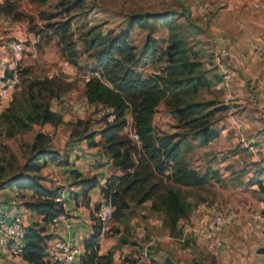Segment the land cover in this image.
Instances as JSON below:
<instances>
[{"label": "rangeland", "instance_id": "rangeland-1", "mask_svg": "<svg viewBox=\"0 0 264 264\" xmlns=\"http://www.w3.org/2000/svg\"><path fill=\"white\" fill-rule=\"evenodd\" d=\"M228 5L239 4L235 0H46L45 3L0 0V32L8 34L10 40L23 43V51L14 58V68L19 71L21 80L4 100L7 103L3 109L13 99L25 101L28 85L36 79L46 81L47 87H51L53 94L46 101L50 109L62 117V122L56 125L33 123L26 132L3 141L6 150L0 149V165L4 167L3 175L0 174L1 187L6 185L8 177L20 173L24 163L33 156L31 146L37 133L45 135L41 145L55 151L59 149L64 161H67L66 152L76 149L83 154L87 151L68 146V140L82 141L77 121L81 122L79 129L87 126L89 130L100 132L104 126L106 116L101 113V105L87 101L84 83L90 77L101 76L95 63L100 54L107 53L112 40L125 37L138 55L147 37L151 36L155 54L141 57L134 69L143 78L165 77L164 53L171 33H175L184 42L187 58L198 63V73L204 79V86L192 99L199 107L188 118L191 122L178 121L167 95L158 102L151 118L155 139L159 142L168 135L180 148L179 163L173 165L160 158L157 165L147 168L144 183L127 189L119 183L123 171L113 168L111 161L108 178L100 192L101 201H109L115 215L103 229L92 213V232L99 228L102 238L134 246L137 257L150 258L166 250L176 253L180 244L203 248L199 254L210 255L204 248V239L196 236L193 229L201 228L212 213L230 209L235 217L229 227L236 219L245 224L247 214L255 220L252 216L255 212H264L253 210L259 197L257 189L264 177V165L248 150L247 136L243 135L242 141L235 133L236 127L229 128L231 124L225 122L227 107L222 91L216 88L221 78L215 66H207L214 58L212 50L217 46L218 37L223 35L219 30L227 29L228 17L235 19L232 12L236 11H226ZM153 13H172L176 18L172 32L164 23L150 20ZM219 16L225 19L224 26L219 24ZM65 21L70 24L71 54L61 52V47L66 46L59 45L52 32ZM256 39H252L251 44ZM67 54L69 57L65 56ZM9 56L12 58L10 51ZM102 80L109 84L106 79ZM43 94L46 95V91ZM128 124L134 127L131 108L126 111L124 128ZM224 127L226 133L221 134ZM124 128L121 136L137 161L139 143L130 139ZM95 139L97 145L87 148L91 154L100 155L103 153L102 140L99 136ZM47 161L55 163L53 165L64 163L63 160ZM46 163L40 171L42 184L63 197L65 209L71 200L75 204L85 203L86 190L75 185V178L62 182L59 172L44 169ZM102 163L99 156L93 165ZM194 177L202 179L201 183L187 184ZM5 192L1 191L0 195ZM25 196L29 194L14 193L13 205L20 206ZM234 238L244 239L238 233ZM171 243L173 249H166Z\"/></svg>", "mask_w": 264, "mask_h": 264}, {"label": "trees", "instance_id": "trees-1", "mask_svg": "<svg viewBox=\"0 0 264 264\" xmlns=\"http://www.w3.org/2000/svg\"><path fill=\"white\" fill-rule=\"evenodd\" d=\"M36 1L46 2V0ZM149 18L164 23L171 32L176 23L172 13H153ZM69 27V22L65 21L52 29L58 38L59 45L64 43L66 46L61 47V52L64 54L66 51H69V54L73 52V45L68 40ZM152 42V37L148 36L138 55L125 37L114 39L109 43L107 53L100 54L95 63L101 76L90 77L85 81L84 95L90 104L109 107L115 118L112 122L105 121L100 132L89 130L87 126L79 129L81 122H76L78 134L88 147L96 146L95 138L100 137L102 151L112 161V167L123 171L119 179L120 186L127 189L144 183L148 176L147 168L157 165L158 159L161 158L173 165L179 163L180 148L172 143V138L166 135L158 142L153 136L151 118L158 102L167 95L171 111L178 121L188 124L191 122L188 118L199 107V103L192 99L197 95L199 88L204 86V79L198 73V63L187 58L184 42L175 33H171L164 53L166 76L143 78L137 73L134 67L139 63V59L155 54ZM65 56L69 57L68 54ZM9 75L10 72L7 71L6 76ZM103 78L109 84L104 83ZM45 82L36 79L31 81L25 101L19 102L13 99L0 112V149L2 151L6 150L3 143L5 139L26 132L33 123L56 125L62 122L61 115L52 111L46 101L52 96L53 90L47 87ZM44 91L46 95L43 94ZM226 107L228 110V105ZM129 108L133 116V129L139 137L140 153L137 161L133 159V153L126 139L121 136L125 126V114ZM44 140L43 133L35 135L31 146L33 156L24 163L20 173L8 177L4 187L0 185V192L13 190L16 195L19 192L25 195L28 193L29 196L21 200V206L41 217V224L37 223L27 228L21 252V257L32 264H44L45 246L52 237L46 231V223L64 212L62 206L56 201V198L62 196L42 184L40 176L42 167L48 159L57 161L59 158L58 151L41 145ZM0 158H2L1 155ZM1 161L2 159L0 164ZM3 173L4 167L0 165V174L3 175ZM71 173L75 176V185L86 190L85 200L89 190L99 187L100 179L96 175L83 177L76 170H72ZM201 180L194 177L187 184H199ZM174 203L172 206L175 205ZM100 236L99 228H95L84 240V252L80 256V264H111L110 252L105 256L98 255ZM166 264L172 263L167 260Z\"/></svg>", "mask_w": 264, "mask_h": 264}, {"label": "crops", "instance_id": "crops-1", "mask_svg": "<svg viewBox=\"0 0 264 264\" xmlns=\"http://www.w3.org/2000/svg\"><path fill=\"white\" fill-rule=\"evenodd\" d=\"M235 1L239 5H228L226 10L236 11L232 12L235 19L228 17L227 29L221 28L219 31L236 50L243 51L246 56L239 63H232L226 60L223 62L222 66L230 72L231 78L226 87L222 86L220 80L216 84V88L222 91L225 104L229 107L225 113V122L231 124L229 128L236 127L235 133L241 136V139H244L243 135L247 136V148L252 145L261 150V158L255 160L264 165V51L255 53L251 45L252 39L264 38V0ZM218 22L221 26H224L223 22H225V19L219 16ZM7 36L8 34L0 32V60L8 68H12L15 66V61L9 56L8 42L10 39ZM210 57L212 58L211 53ZM207 66H215L220 76L222 67L214 58L211 59L209 65L207 63ZM7 98L0 99V112L3 110V105L7 103V101L4 102ZM233 117H237L240 120L241 126L239 128L235 126ZM226 130L227 128H222L221 134H225ZM68 141V146L75 147L80 151L85 148L87 151L83 154L78 153L76 149L73 152H66L65 159L67 164L53 165L55 163L47 161L44 169L49 168L55 173L59 172L62 182L74 180V175L70 173L72 170H76L83 177L96 175L100 179L99 187L87 192L85 203L82 204L81 201H78L75 204L72 200L67 202L66 212L70 226L66 227L65 223L62 222L58 231L52 235L68 240L76 248L77 253L74 264H79L80 256L84 252V240L92 233L91 223L93 221L91 220V214L95 212L94 207L101 201L100 187L108 178L107 172L110 169L111 160L104 153L100 155L91 154L90 152L92 151L87 148L86 143H83L85 142L84 140L80 142ZM76 143L79 145L76 146ZM57 151L59 158L56 162H59V160L64 161L63 153L59 149ZM77 154L79 157H77ZM99 156L101 157V162H103L102 165H93V162ZM261 180L262 182L257 189L259 197L254 205V211H264L263 176ZM4 191L6 192L0 195V213L20 214L27 228L34 224L42 223L40 216L29 212L21 205H13L12 196L14 197L15 193L13 190ZM249 216L247 214V222L245 224L242 225L240 219H236L231 227L218 233L219 238L221 237V244L217 256L200 255L199 252L204 251L203 248L180 244V248L177 249L176 253L166 250L159 253L161 255H155L150 258L137 257L133 251L134 246H128L113 238H102V234L99 240L98 255L105 256L112 252L111 264H166L167 260L172 264H264V253H257L258 249L264 248V226L262 222H258V224L256 220L252 221ZM237 233L243 236L244 239H235L234 236ZM173 247L171 243L166 249L171 250ZM0 264L32 263L22 257L6 255L0 259Z\"/></svg>", "mask_w": 264, "mask_h": 264}, {"label": "built area", "instance_id": "built-area-1", "mask_svg": "<svg viewBox=\"0 0 264 264\" xmlns=\"http://www.w3.org/2000/svg\"><path fill=\"white\" fill-rule=\"evenodd\" d=\"M251 45L255 53H262L264 51V39H256ZM8 47L13 61L23 51V43L17 40H9ZM212 53L217 63L222 67L220 80L222 86L226 87L230 81L231 74L222 66L223 61L239 63L245 58L246 54L243 51L236 50L223 36L218 37L217 46L212 50ZM7 71L10 72L9 76H6ZM20 80L21 75L19 71L14 67L8 68L0 60V99L9 97L16 85L20 83ZM101 108V113L105 114L106 121L112 122L115 118L112 110L107 106H101ZM233 120L235 126L239 128L241 126L240 120L237 117H233ZM124 129L130 139L139 143L138 134L133 128H130L129 124ZM241 140L244 141V139ZM248 148L255 159L261 158V150L252 145H249ZM56 201L62 206L64 212L46 223V231L51 235L58 231L59 225L62 222L65 223L66 227L70 226L63 197L56 198ZM114 212V206L109 201L102 200L97 204L95 209V220L104 229L113 219ZM252 216L257 222H262L264 226V212H255ZM234 217V213L230 209L216 211L205 219L204 225L201 228L193 229L196 236L204 239L205 249L210 255H218L221 244L218 233L229 227L233 223ZM26 231L27 227L20 214H11L9 212L0 213V259L6 255L10 257H21ZM76 253V248L68 240L59 236H52L46 243L43 261L44 264H74L76 261ZM143 258H148V256L146 257L145 255Z\"/></svg>", "mask_w": 264, "mask_h": 264}, {"label": "water", "instance_id": "water-1", "mask_svg": "<svg viewBox=\"0 0 264 264\" xmlns=\"http://www.w3.org/2000/svg\"><path fill=\"white\" fill-rule=\"evenodd\" d=\"M258 252H259V253H264V248H260V249L258 250Z\"/></svg>", "mask_w": 264, "mask_h": 264}]
</instances>
